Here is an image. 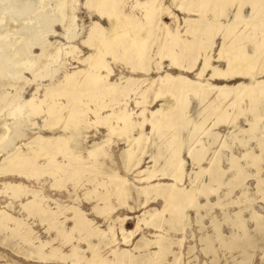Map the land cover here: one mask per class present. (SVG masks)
Listing matches in <instances>:
<instances>
[{"label":"rangeland","instance_id":"obj_1","mask_svg":"<svg viewBox=\"0 0 264 264\" xmlns=\"http://www.w3.org/2000/svg\"><path fill=\"white\" fill-rule=\"evenodd\" d=\"M144 1L0 0V124L10 127L0 164L41 147L24 169L0 177V264H264V94L242 88L263 81V91L264 73L209 77L226 66L216 61L221 47L264 58V44L255 45L264 42V0L194 14L177 5L197 9L203 0H156L151 24ZM187 17L212 21L215 45L186 32ZM114 19L140 36L151 26L146 61L139 68L117 47L103 57L109 74L83 75L84 90L66 93L75 89L66 76L88 70L91 28ZM166 74L213 88L196 91ZM102 80L114 88L101 91ZM48 108L64 115L62 128L46 126ZM50 154L65 172L51 169Z\"/></svg>","mask_w":264,"mask_h":264},{"label":"bare ground","instance_id":"obj_2","mask_svg":"<svg viewBox=\"0 0 264 264\" xmlns=\"http://www.w3.org/2000/svg\"><path fill=\"white\" fill-rule=\"evenodd\" d=\"M175 1V0H173ZM155 2L156 0H150V1H144L142 3L138 2V5H140L143 10H144V17L148 20V22L151 24L155 19H156V11L157 9L155 8ZM227 2L226 0H203L201 1V6L200 8H185L183 5L178 4L177 9L180 11H183L187 14H194L196 12L201 13L203 10V6H208V7H213L215 9L221 10L223 8L222 4H225ZM229 3V2H227ZM105 11V10H104ZM106 16L108 19H110V13L111 12H105ZM264 20V16H263ZM184 24L186 25V32H191L193 30V35L194 37H199L200 35H204L208 38V43L209 45H215V39H216V34L211 32V28L213 25V22L210 21L208 24H195V19H192L190 17L184 18L183 19ZM111 25L110 27H104L100 25L99 23H95V25L91 28L90 33L88 37L84 40V43L87 44L90 49L93 50V53L89 54L83 59V63H86L88 66V70H78L73 72L71 75L66 76V82L67 83H74L75 89H67L65 90L66 93L72 91V92H82L84 89V86L81 85V79L83 78V75H86L89 73V77L91 76L92 79H101L100 78V73L99 71H105L106 73L111 72L110 66L103 60V57L107 51L112 52L113 54L116 53V48L121 47L122 51L124 54L128 55V52L131 50L132 51V61L134 62V65L139 66V68L143 65L144 61H146L148 50H149V39L151 38V26H150V31L147 35H138L136 31H132L131 33L125 32V29L123 27V24L118 21L117 19H114V21H110ZM128 24L130 27H134V23L132 21H129ZM196 26V27H195ZM195 28V30H194ZM128 35L129 42H126L125 39L118 38L120 35ZM163 34V33H162ZM162 36V35H161ZM227 39V36L224 37L221 45H226L224 44ZM238 37L234 38V40L231 41L230 45H234L235 42L237 41ZM172 42L170 45H178L177 41L171 40ZM184 44L190 45V41H185ZM264 42H259L255 45H263ZM203 50V48H202ZM172 50H170L171 53ZM169 53V54H170ZM129 56V55H128ZM198 58V55L194 56L193 59V65L196 63ZM263 55L261 54L257 58L253 59L251 56L247 54L244 49L238 50V52L235 51V47H231L229 51L225 50L223 47L220 48L218 52V56L216 58L217 62H224L226 64L225 68H219V67H213L210 71V79L217 80V81H230L235 78H242L244 75L250 74V71L255 69L256 73H264V64H257L255 62H261L263 61ZM255 61V62H254ZM170 63L171 66L178 71H183L182 66H181V59L179 58L178 55L171 54L170 57ZM209 66V58L205 57L203 65L198 73V76H202L205 71L208 69ZM189 72V70H188ZM79 74L80 79H76L73 77H76L75 75ZM178 79H182L184 86L194 89L196 91L200 90H210L213 87L208 86L206 84H201L195 81L189 80L185 76H178V77H172L166 74V80L168 82H175ZM262 82H255L254 85H244L242 88H244L246 91H250L248 94L249 97H256L257 95L261 93L264 94V90H260V84ZM67 85V84H66ZM81 85V86H80ZM96 87L100 88L101 91H109L114 88L113 83H109L107 80L102 82H99L96 84ZM218 90H228V87L225 85L217 87ZM234 88H229V90H233ZM184 92V87L182 86H174L173 90H171L169 93L170 95H174L176 99L178 97H181ZM72 94L70 95V100L72 99ZM159 94L155 96V98H158ZM181 101V99H180ZM166 105H169V102L166 103ZM65 110L67 107L64 108ZM38 113H40L42 110L38 109L36 110ZM48 118L49 120L46 126L49 129H54V126L59 125L58 127L62 128L64 124H59L62 119H64V115L62 116L61 114H57L54 112H51V110L48 108L47 110ZM157 114V113H156ZM2 123L0 124V142H3L6 137L9 134V124H7L5 121H1ZM57 127V126H56ZM49 132V131H48ZM38 139V138H37ZM35 139L34 142L37 140ZM39 138L38 140L40 141ZM44 140V139H43ZM45 141V140H44ZM35 149H30V151L26 154H21V153H15L12 159L5 158L3 163L0 164V177L10 175H15L17 171H21L24 169V167L27 166L29 161H33V155L34 153L38 152V149H40V145L36 144ZM88 153H91V151H88ZM50 160H51V169L54 171H63V166L59 165L56 160H55V155L50 154ZM65 169V168H64ZM26 190V189H25ZM41 210V209H40ZM43 213L46 212V210H42ZM162 225V224H161ZM96 259V258H95ZM103 262V260H102Z\"/></svg>","mask_w":264,"mask_h":264},{"label":"crops","instance_id":"obj_3","mask_svg":"<svg viewBox=\"0 0 264 264\" xmlns=\"http://www.w3.org/2000/svg\"><path fill=\"white\" fill-rule=\"evenodd\" d=\"M252 45H248V50L251 51L252 50Z\"/></svg>","mask_w":264,"mask_h":264}]
</instances>
